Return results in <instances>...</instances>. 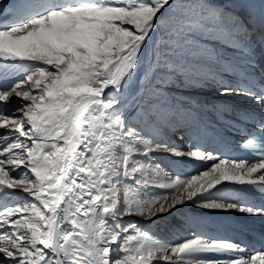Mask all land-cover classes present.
Masks as SVG:
<instances>
[{
  "label": "rangeland",
  "instance_id": "rangeland-1",
  "mask_svg": "<svg viewBox=\"0 0 264 264\" xmlns=\"http://www.w3.org/2000/svg\"><path fill=\"white\" fill-rule=\"evenodd\" d=\"M253 1L33 0L30 6L40 10L39 13L28 15L20 22H7L0 26V53L9 54L11 58L0 71V178L12 185L33 186L35 178L26 163L28 146L36 142L37 153L38 150L52 153V143L57 142L54 134L58 132L61 110L70 97L69 89H75L79 81L88 82V86L97 89L103 88L120 59L128 56L129 51L120 57L116 65H112L113 69L106 71L104 68L107 75L101 73L103 61L122 45L136 43L134 48L138 47L139 60L129 66L118 91L103 97V113L111 117V132L106 134L101 125L97 132L102 131L101 135L115 134L118 148L115 160L119 165L116 186L106 183L109 172L100 167L102 160L94 168L99 173L94 171L99 175L96 184L100 193H105L104 197H98L97 205L107 201L105 195L111 188L116 187L119 191L118 204L125 212L120 220L122 236L113 247L110 246L105 240L111 234V223L109 218L100 220V226L97 224L90 236L92 262L101 264L108 246L107 252L112 250L115 254L109 264H180L179 260L183 257H174L171 251L161 252L167 263L154 258L151 260L147 251L150 245L144 247L145 243L152 244L153 248L159 242L161 245H172V239L178 232L190 236L194 229L178 223L180 214L174 215L173 219L160 216L159 212L153 214L149 198L175 176L172 158L179 152L174 153L173 150L183 149V153L188 154L191 149L189 145L181 148L177 144L180 143L176 141L178 136L189 135L182 132L173 134L172 125L175 128L176 123L181 126L189 123L186 127L190 128L187 129L188 134L194 133L196 138L210 137L216 143L217 136L223 139L227 134L235 133L230 131L228 123L231 122L220 120L221 115L228 116L229 113L220 112L221 107L216 105L220 100L214 98L220 96L222 102L233 99L244 105L242 111L251 112L253 108L261 111L259 104L254 105L242 98L238 100L236 95L247 93L237 83L248 81L246 76H242L248 67L255 70L257 79L264 84V62H241L239 53L242 51L233 47L236 44L233 40L226 41L227 34H224L226 37L222 35L233 21H246L241 13H233L229 8L252 15ZM253 26L246 21L238 32L243 31L240 34L244 39L242 41L254 47L258 54L262 50L261 37L264 33ZM218 28L223 31L220 33ZM143 111L148 113L146 117ZM90 113L94 114V109L87 112L89 119ZM33 115L37 117L36 127L29 122ZM92 120L97 121V116H92ZM101 122L104 124L103 119ZM154 135L158 138L149 147V139ZM88 136L86 132L82 134V149L73 161L75 169L89 159L94 142L98 143V148L101 145L100 138L86 141ZM245 142L236 141L235 146L243 147ZM193 149L200 151L197 147ZM218 153L212 152L213 156H219ZM257 158L247 162L246 168L264 166L261 165L264 159ZM81 170L83 177L89 178L88 187H92L90 169L82 167ZM82 182L78 180L72 184L73 195L86 193L87 187L79 189ZM27 197L23 194L13 200L11 197L10 200H2L0 255L6 261H0V264H30L34 202ZM85 216L81 218L82 222L89 218ZM70 239L75 241L78 237L71 235ZM136 248L140 250L137 255ZM155 249L162 251L159 247ZM221 256L215 258L218 259L215 264H225L226 260ZM187 257L201 264L214 262L206 254Z\"/></svg>",
  "mask_w": 264,
  "mask_h": 264
},
{
  "label": "bare ground",
  "instance_id": "bare-ground-1",
  "mask_svg": "<svg viewBox=\"0 0 264 264\" xmlns=\"http://www.w3.org/2000/svg\"><path fill=\"white\" fill-rule=\"evenodd\" d=\"M31 1L0 0V26L10 20L14 21L34 12L29 10L28 6L25 7V4L29 5ZM251 6L253 13L248 18L262 26L264 24V1L254 0L251 2ZM244 22V20L239 19L233 21L228 28H225V33L222 32L223 29L221 31L218 29L223 36H225L224 34L228 35L226 41L233 40L236 43L233 47L242 51V53H239L241 62H246V64L247 62L253 64L264 62V36L261 37L262 50H259L257 54L253 50L254 47L246 45L242 41L244 40L241 37L242 35L238 33L239 26ZM260 32L264 33V30H260ZM238 40H241L243 44ZM135 44L122 45L114 54L103 61L102 68L100 66L101 73L107 75V69H111L112 65L117 64L120 57L129 51L128 56L125 55V58L120 59L121 62L117 64L115 71L109 75L108 81H105L106 83L102 82L105 83L103 88L97 89L94 86H88V82L79 81L75 89H69L70 97L61 110L58 132L54 134L57 142L52 143V153L46 154L41 150H38L37 153L38 145L36 142L28 146V160L26 159V163L31 168L35 178L33 186L12 185L0 178V206L3 201L10 197L13 200L14 197L18 198L23 194L28 195L29 198L31 197L34 202L31 218L33 223L31 227L32 241L29 246L30 264H93V255L90 248L92 238L90 236L96 230L97 224L98 227L100 226V220L106 218H109L111 223V234L108 235L109 239L107 238L105 241H108L110 246L113 247L122 236L120 220L124 217L125 212L118 204L120 200L119 191L115 189L116 187L111 188L105 195L108 197L107 201L97 205L98 197H102L105 193H100L96 184L99 173L94 168L102 160L100 167L102 166V170L109 172L106 183L116 186L119 165L115 158L118 155V148L115 134L106 135L111 132L112 123L110 122V115L106 116L103 113V107L105 106L103 97L104 94L106 96L107 94H115L118 91L129 66L139 60L138 47L134 48ZM244 53H247L248 57ZM10 59L9 54L0 53V71ZM104 68H106V71H104ZM242 76H247L249 82L247 85L242 82L237 84L245 88L244 92L249 93L250 91L255 96L240 93V95H236L237 99L242 98V100L254 105L259 104L262 108L260 112L255 108L251 112L247 108L248 111H242L244 105L238 104L237 106L233 99H225L224 102L221 101L220 96L214 99L220 100L216 103L217 107L226 106L229 111H232L233 115L236 113L237 120L231 122L236 126V129L234 130L233 127L232 131H235L238 137H242L244 133L250 134L248 146L245 150L227 148L228 152L226 154L230 159V161H227L226 159L221 160L220 156H213L212 153L206 152L210 148H207L204 140L198 139L195 141L188 138L186 143H183V140L180 139L176 140L180 142L177 144L181 148L186 144L191 146V149L188 154H184L183 149L174 147L176 149L173 150L174 153L179 152V155L177 154L172 158V162L175 164V176L163 189L157 190L152 197L149 198L148 196V198L153 207V214L159 212L160 216H165L168 219H173L174 215L180 214L178 215V223L184 224L186 228H193L194 232L190 236L186 235L187 233L180 234L178 232L177 235L175 233L176 236L173 239L171 238L172 245H161V242H159L160 245L158 244L157 247L162 251L155 249L157 247L153 248L152 244L146 242L144 247L150 245L147 251L149 250L148 254L151 260L154 258L155 261L157 259L164 263L166 262L164 254L171 251L174 257L179 255L183 257V260H179L180 264H201L187 256L192 255L194 258L195 255L203 254L212 258L214 260L213 264L216 263L218 259L215 258H219V255L224 256L225 264H264V252L262 251L264 245H259L255 240L258 230L256 228L264 229V210L261 207H251L250 205H253L251 200L253 199L249 198L241 188L242 185L250 184V182L264 184V166L260 167L264 163L257 166L260 167L259 169L246 168V163L250 162L253 157H260L262 154L264 156V84L258 83L256 72L252 67H248L246 73ZM242 95L248 96L243 97ZM84 105L86 110L81 111ZM90 109H94L95 113H90L91 117L89 119L87 118V112ZM142 113L145 115L144 117L148 114L146 111ZM256 113L262 115L256 116ZM92 116H97V121H93ZM47 119L49 122L51 115ZM102 119L104 124L101 122ZM222 120V122L225 121ZM29 122L33 127H36L38 125L36 115H33ZM100 125L102 131H105L106 134L101 135L102 131L97 133ZM174 130L175 133L179 129L176 127ZM85 132L89 135L86 141H90V139L94 141L100 138L101 145L98 148V143L94 142L90 148L89 159L85 163L82 161L83 164L77 165V169H75L76 166L73 161L79 150L82 149V134ZM232 137L231 134L227 136L228 141H233ZM153 138L149 139V147L153 146L157 136L154 135ZM195 147L199 148L200 151L193 149ZM259 151L261 152L258 153ZM100 152L102 154L98 155ZM239 159H242V161ZM82 167L90 169L89 174H92L91 178L93 180L92 187H88L89 178L88 176L83 177ZM207 168H209L208 171H204ZM70 179H74V181ZM78 180H83L82 185H79V189L82 190L87 187V191L84 195L76 193L73 197L72 184H75ZM1 208L0 212L2 211ZM83 212L84 215L89 216L84 222L81 221L84 216ZM117 214L121 215L117 216ZM166 218L162 217V220H166ZM0 221L2 223V220ZM71 235H76L78 239L71 240ZM240 241L248 247H241L237 243ZM107 249H109L108 246L104 251V259L101 264H107L109 260H113L115 257L112 250L107 252ZM246 249L252 250L250 255H247L250 252ZM139 251L136 248L135 254H139ZM161 252H164V254ZM4 258L0 255L1 262L6 261Z\"/></svg>",
  "mask_w": 264,
  "mask_h": 264
},
{
  "label": "water",
  "instance_id": "water-1",
  "mask_svg": "<svg viewBox=\"0 0 264 264\" xmlns=\"http://www.w3.org/2000/svg\"><path fill=\"white\" fill-rule=\"evenodd\" d=\"M149 33H150V31H149ZM148 33V34H149ZM126 66V65H125ZM86 110V106L84 105L83 107H82V109H81V111H85ZM79 122V121H78Z\"/></svg>",
  "mask_w": 264,
  "mask_h": 264
}]
</instances>
